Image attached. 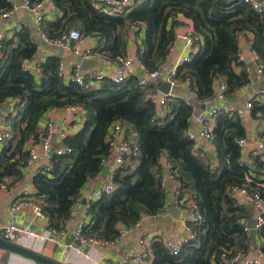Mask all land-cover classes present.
<instances>
[{
  "label": "trees",
  "instance_id": "16d2710c",
  "mask_svg": "<svg viewBox=\"0 0 264 264\" xmlns=\"http://www.w3.org/2000/svg\"><path fill=\"white\" fill-rule=\"evenodd\" d=\"M54 1L61 17L45 19L44 32L55 37L76 27L85 35H97L98 50L107 59L125 53L128 28L144 24L136 55L150 70L161 67L170 52L177 15L190 19L197 51L177 67L176 79L179 85L189 81L192 97L172 98L165 115L158 117L147 97L155 85L142 89L131 76L121 83L105 78L97 87H84L59 76L61 61L56 55L46 58L36 78L22 66L37 52V43L23 29L3 40L0 47V106L14 101V113L6 116L13 134L0 151V183L7 180L9 187L23 179L28 157L25 144L30 139L39 140V126L49 109L81 105L86 110L83 125L65 138L72 152L61 157L54 154L51 169L32 177L33 198L41 205L49 227L65 226L84 187L101 174L109 155L107 134L112 124L120 121L137 132L139 162L131 171L116 168L113 191L87 203L86 237L114 241L120 227H133L143 215H156L167 204L161 176L152 172L153 167L160 168L159 159L165 154L172 169L180 165L192 176L191 198L203 219L191 226L195 237L178 254H170L160 240H153L151 257L135 264H221L223 250L230 252L229 258L246 256L253 233L261 237L264 253V226L257 232L245 231L250 213L230 193L244 185L264 198V157L252 156L251 164L239 165L243 152L236 140L246 136L243 120L225 112L215 118L212 144L218 163L214 167L207 155L195 151L196 138L186 135L195 121L197 105L214 95L217 77L223 78V93L228 96L250 83L248 62L237 60L240 34H252L250 48L261 62L264 84V16L243 0H134L133 7L112 14L96 9L94 0ZM11 10L8 0H0V13ZM250 117L264 122V100L253 102ZM259 136L264 139V127ZM65 159L70 162L64 163ZM178 180L179 196H183L188 183L181 177Z\"/></svg>",
  "mask_w": 264,
  "mask_h": 264
},
{
  "label": "built area",
  "instance_id": "2783aa9c",
  "mask_svg": "<svg viewBox=\"0 0 264 264\" xmlns=\"http://www.w3.org/2000/svg\"><path fill=\"white\" fill-rule=\"evenodd\" d=\"M12 5V10L14 7V1L8 0ZM20 7L26 10L30 15L33 23L34 29L40 34L41 40L53 47H61L63 49L69 50L75 57L80 56L81 58L96 59L103 57V54L98 50V45H90L87 40L90 39L92 42L99 41V36L97 35H85L80 29L76 27L68 28L62 31L59 35L55 37H49L44 32L43 22L45 20V15L48 10H56V4L54 0H19ZM247 3L256 13L264 16V0H243ZM16 3V2H15ZM94 6L96 9L107 12V13H119L125 9L133 7L134 0H94ZM11 11H5L0 13V19H6L10 16ZM25 28V25L20 21H12L9 26L0 30V47L3 40L10 38L13 35L21 32ZM244 34H240L238 37V49H237V60H243L245 57L250 61L249 67H247L250 77H254L257 80L262 79V65L259 60L258 55L251 49L246 55L243 49V44L241 38ZM181 43L180 54L178 55L175 63L170 67H158L156 69H148V67L141 61V59L135 55H129L124 53L122 55L116 56L113 59H107L110 64L115 65V74L110 79L115 83H121L131 76L137 78V85L142 89H148L150 86L155 85L158 80L169 82L170 88L167 93L153 91L148 94V99L155 107L156 116L162 117L166 113V104L172 98H175V94L172 89L178 84L176 79V69L178 66L191 60L197 51L196 37L194 35V30L192 27H185L181 31L175 32L174 42ZM170 48V50H171ZM47 57L40 61H35L33 59H25L22 66L25 70L33 73L40 72L41 64L45 62ZM139 72V75H135V71ZM254 71V74H253ZM64 66L60 62L58 67V74L64 78ZM70 79L74 80L77 84L88 87L92 85L99 86L101 83V75L94 72H89L88 70L82 71L80 69L79 61H75L72 64ZM109 79V78H108ZM101 80V81H100ZM184 85L190 91L189 81H185ZM225 98L223 91H217L214 89V95L202 102L205 106L203 110L195 116V122L197 125V131L202 139L212 143V127L215 123V118L221 112H225L229 115L235 114L240 119H244L246 116L250 115V109L253 106V102L257 100H264V87L257 89L253 97L247 101L243 107H230L216 105L213 106L215 100H222ZM64 110L69 112H74L79 114L85 119L86 110L81 105H68ZM45 131L41 132L40 138L37 142L27 148L28 157L26 160V165H32L36 161H43L44 164L39 166L36 173L49 171L52 167V160L49 153L53 151L58 157L67 156L72 152V148L65 143V138L68 135L74 134L73 130L68 127L55 130V124L53 120L49 119L45 122ZM123 124L120 121H116L112 124L107 134V142L109 145V155L105 164L110 161L109 171L106 174V180L101 184V186L95 188L87 195V200H94L99 198L104 194H108L113 191L115 184L113 182V174L116 168L120 167L127 159L138 156L139 145L135 140H131L127 137H121L120 133L123 131ZM12 124L8 118L2 121V127L0 128V144L6 142L12 137ZM186 135L190 138H195L192 129L186 131ZM237 145L242 150L243 154L239 158V165L251 164L252 156L264 157V139L257 136L252 141H248L245 137L236 140ZM251 144V145H249ZM250 146L248 156L245 154L247 146ZM52 155V156H53ZM251 155V156H249ZM172 164L167 163L168 172L161 175L160 186L165 189L166 181L171 177L170 170H172ZM248 181L250 179L248 178ZM7 180L0 183V192L6 191L8 189ZM231 195L234 200L241 205L254 207L256 213L254 215L255 225L253 229H250L244 225L245 231H259L264 226V198L259 194V192L247 187V186H237L231 189ZM79 198L76 199L74 207L78 204ZM174 203L177 207V211L181 213L180 224L184 229V233L181 235L180 232H176L174 236L170 237L164 235L160 241L162 242L164 248L173 255L180 252L182 246L194 239L195 234L192 230V225L200 223L203 217L200 213L195 201L191 197L179 196V191H176L174 197ZM73 207V208H74ZM168 204L164 205L159 212L156 214L158 216H163L168 213ZM23 208L29 209L33 217L39 219H46V216L41 210V205L34 200V198L28 194L27 191L23 190L21 198H16L11 201L9 205L8 212L10 215H15ZM87 220L78 222L71 232L74 243H65L66 247H69L78 253H81L83 247L88 243L95 242L107 245L113 243L119 238L126 235L131 229L138 226L140 223L137 222L133 227L124 228L120 227L118 236L114 241H104L95 238L86 237L83 234L84 226ZM69 220L65 223V226L61 229H54L48 227L46 233L38 232V230L33 229L29 224H19L14 221H4L2 222L0 217V237L11 242H20L26 238H47L51 241H58V238H63L67 234V226ZM229 251L223 250L220 256L221 264L225 262H236L237 264H264V253L260 257H245L241 255H235L233 257H228ZM151 257V245L147 242L146 237H140L137 239V247L132 251L125 259L118 264H129L134 261H144Z\"/></svg>",
  "mask_w": 264,
  "mask_h": 264
},
{
  "label": "crops",
  "instance_id": "0c3cea01",
  "mask_svg": "<svg viewBox=\"0 0 264 264\" xmlns=\"http://www.w3.org/2000/svg\"><path fill=\"white\" fill-rule=\"evenodd\" d=\"M14 1L13 10L10 12V16L6 19H0V30L9 26L12 21H20L25 25L24 29H27L30 32V37L37 43V52L35 54V61H40L48 56H59L61 63L64 66V79L68 81L70 79V72L72 68L73 62H75V56L67 49H63L61 54L59 53L58 47L50 46L44 43L41 40L40 34L34 29L31 15L20 6L17 5V0ZM61 17V12L56 10H48L45 19L50 21H56L57 18ZM178 26L175 29V32L183 30L185 27H192V21L188 18H185L182 15H177ZM144 33V24L140 23L139 25H132L128 28L126 32V51L125 53L129 55L136 54V45L137 41L143 36ZM252 38V34L245 33L241 38L243 49L245 50L246 55L249 53L250 48V40ZM90 45H95L97 47L98 42H92L90 39L87 40ZM181 43L174 42L169 54L167 55L163 66L170 68L176 61L178 55L180 54ZM245 61L250 65V61L245 57ZM95 66H91L88 71L94 72L98 75H101V79L111 78L115 74V65L110 64L107 59L100 57L96 58ZM239 66L235 67V70L239 71ZM135 71V75H139L137 70ZM254 74V71H253ZM36 78L40 77V73H35ZM101 81V80H100ZM160 81V80H158ZM157 81V82H158ZM102 82V81H101ZM258 83H262V80H257L254 77L251 78L250 83L243 86L239 89L234 95H225V98L222 100H215L213 102V106L222 105V106H230V107H243L247 101H249L253 95L255 94ZM100 84V82H99ZM98 84V85H99ZM264 85V84H263ZM96 86V85H92ZM225 85L222 77H217L214 81V89L217 91H223ZM161 86H158L156 83V87L153 91L162 92L160 90ZM172 92L175 96H186L187 98H191V92L186 88L184 84H177ZM163 93V92H162ZM9 105V109L11 113L13 111L14 101H7ZM201 110L198 109L195 113L194 117ZM8 114L4 113L0 109V128L2 127V121L7 118ZM53 120L55 124V130H59L64 127H68L73 130V132H77L81 129L84 118H82L79 114L74 112H69L67 110L61 109H49L42 118V121L39 126L40 133L45 131V122L47 120ZM246 136L245 138L248 141H252L254 138L259 136L261 130L264 127V122L260 118H251L250 115L246 116L243 119ZM123 131L120 133L121 137H127L131 140L137 141L138 135L136 130L127 125H123ZM192 130H197L196 122L193 120ZM196 144L195 151L199 154L207 155L210 166L214 167L217 165L218 161L216 158V149L215 146L202 139L200 136H195ZM34 141L30 139L25 144V149L29 146L33 145ZM2 144H0V151L2 149ZM251 145V144H249ZM247 146L245 150V154L247 149H250V146ZM248 156V154H246ZM70 160L65 159L64 163H69ZM139 159L136 157L127 159L121 166L126 167L129 171L133 170L138 164ZM169 161L166 158V155H161L159 159L160 168L153 167L152 172L155 176H161L168 172L167 163ZM44 164L43 161H36L32 165H26L23 169L24 176L23 179L12 184L8 187L6 191L0 192V217L2 222L4 221H14L16 223L25 225L29 224V226L33 229L38 230V232L46 233L47 228L49 227L47 218L42 220L39 218L33 217L29 209L23 208L21 211L16 213L15 215H10L8 212L9 205L11 201L16 198H21L23 190L27 191L29 195L33 197L34 187L32 185V177L35 175V171L39 166ZM110 166V161L107 162ZM120 166V167H121ZM171 177H169L166 181L165 193L167 198L168 206L174 203V197L176 191H179L180 182L178 177L184 179L188 186L183 194V196L191 197L192 196V186H193V178L190 174L186 173L180 165H176L174 169L170 170ZM106 180V174H99L97 177L92 179L87 183L84 187L82 194L79 198L78 204L73 208L71 217L69 218V224L67 226V234L63 238H58V241H51L47 238H26L21 240L20 243L26 247L34 249L37 252L42 253L43 255L61 260L66 264H118L121 263L127 255H129L132 251H134L137 247V239L140 237H146L147 242L150 243L153 240H160L164 235H168L170 237L174 236L176 232H180L181 235L184 233V229L181 227V213L177 211V216H171L169 212L166 215L158 216V215H143L139 220L140 223L137 227L131 229L126 233L125 236L119 238L113 243H109L107 245H103L101 243L91 242L83 247L81 253L66 247L65 243H74L71 232L74 229L75 225L78 222L89 219V216L86 213L87 210V195L94 190L95 188L101 186V184ZM85 197L86 204L83 202ZM175 204V203H174ZM250 217L249 219L254 218L256 213V209L254 207L246 206ZM248 219V220H249ZM247 220V221H248ZM262 239L257 233H253L252 242L250 244V251L245 257H260L262 255ZM137 262L142 261H134L129 264H135ZM0 264H37L29 259H26L20 255L15 253L5 252L3 249H0ZM224 264H233L232 262H225Z\"/></svg>",
  "mask_w": 264,
  "mask_h": 264
},
{
  "label": "water",
  "instance_id": "95a60500",
  "mask_svg": "<svg viewBox=\"0 0 264 264\" xmlns=\"http://www.w3.org/2000/svg\"><path fill=\"white\" fill-rule=\"evenodd\" d=\"M16 3L18 6L20 5L19 0H17ZM58 48H59V53L61 54V51L63 50V48H61V47H58ZM75 60L79 61L80 69L82 71L88 70L91 66H95V64H96L94 59L81 58L80 56H76ZM157 85L161 86L160 90L163 93H167L169 91V88H170L169 82L160 80L157 82ZM263 87H264L263 84L258 83L257 89H261ZM197 106L200 110H203L205 108V106L202 103L198 104ZM0 109L6 114L10 113L9 105L7 102L1 104ZM193 133L195 136H199V133L197 130H193ZM248 153H249V151L247 150L246 154H248ZM49 155L52 156L53 151H51L49 153ZM108 171H109V165L105 164L102 167V173L107 174ZM83 202L86 204L85 197L83 199ZM168 212L171 216H177V207L174 203L169 205ZM254 225H255L254 218L249 219L246 223V226L250 229H253ZM0 249H3L5 252H10V253H15L17 255H20V256H22L26 259H29V260L37 263V264H66L61 260H57V259L47 257V256L43 255L42 253L35 251L34 249L26 247L20 243L7 241L1 237H0ZM234 264H237V263L235 262Z\"/></svg>",
  "mask_w": 264,
  "mask_h": 264
}]
</instances>
